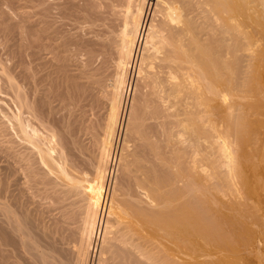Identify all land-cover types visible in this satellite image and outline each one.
<instances>
[{"label":"bare ground","instance_id":"bare-ground-1","mask_svg":"<svg viewBox=\"0 0 264 264\" xmlns=\"http://www.w3.org/2000/svg\"><path fill=\"white\" fill-rule=\"evenodd\" d=\"M48 1L44 28L32 31L34 23H26L33 27L27 28L30 66H20L23 49L20 62L15 54L21 75L13 71L18 64L8 67L0 60V80L6 84L1 82L6 87L0 95L1 89L8 90L14 107L7 101L12 110L3 112L5 122L0 117V126L7 124L12 133L3 134L11 143L5 159L11 161L6 159L7 175L0 168V264H92L97 252L96 264H222L229 256L234 264H254L255 259L244 260L230 248L237 233L242 238L233 227L249 230L253 220L261 222L260 216L254 219L258 200L255 182L248 177L255 167L247 164H253L249 157L262 142H253L255 124L249 119L260 107L257 99L250 102L260 94L252 71L254 61L262 58L252 39L264 40V0H82L79 8L73 0ZM54 10L63 17L57 16L61 26L70 19L72 24L73 18L82 21L76 20L77 28L83 27L78 23L86 25L89 36L72 41L79 43L72 52L66 47L71 37L62 36L69 31L67 24L59 32L55 18H49ZM65 16L70 19L63 20ZM45 37L59 43L51 45ZM12 53L8 51L9 57ZM72 64L74 75L67 70ZM66 71L72 73L71 81ZM56 99L68 108L54 106ZM61 110L67 116L58 115ZM56 115L67 120L58 125ZM240 147L248 149L238 155ZM116 148L125 181L117 179L126 185L118 184L124 188L120 203L110 198L102 222L99 203L112 176ZM12 182L20 184L19 195L8 190ZM41 187L45 194L40 195L51 202L45 208L54 214L46 227L41 224L42 231L33 232L32 216L23 209L25 193H38Z\"/></svg>","mask_w":264,"mask_h":264},{"label":"rangeland","instance_id":"rangeland-1","mask_svg":"<svg viewBox=\"0 0 264 264\" xmlns=\"http://www.w3.org/2000/svg\"><path fill=\"white\" fill-rule=\"evenodd\" d=\"M6 1H8V2H6ZM26 1H27V2H26ZM31 1H32L33 3H28V2H31ZM41 1H42V2H41ZM46 1H48V0H45V1H44V0H35V1H34V0H18V1H17V0H16V2H18V3H16V2L13 3L14 1L11 2V0H0V3H1V4H0V7H1L0 14H4L3 16H5V18H4L2 15H0V22H3V25H2V23H1L2 31H0V37H1V36L4 37V38L1 37L2 39H4V41H2L1 38H0V40H1V41H0V44H1V42H2L1 46L3 45L2 47L4 48V49H2V47H1V49H0V60L2 59V60H1L2 62L6 61V63H3L4 66H5V64H6V65L8 64V65H10V66L12 65L14 68L17 67V64H18V62L21 61L20 59H21V56H22L23 54H24V55L22 56V60H23V62L21 61V63H22L23 65H22L21 63H19V64H21L20 66L23 67V69H24L26 66H30V64H31V63H30L31 60H29V59H31V57L29 58V56H30V54L32 53V47H30V46H31V41H32V40H31V38L29 39L28 36H30V33H31L30 29H32L34 26H35V27L32 29V31H36V30H39V29H43V28H44L43 26H45V22H46L45 19L47 20V17H46L47 15H46V13H45V12H46V11H45V10H46V6H47ZM60 1H61V0H60ZM77 1H78V2H77ZM79 1H80V2H79ZM39 2H40V3H39ZM48 2H50V0H49ZM74 2L76 3L75 5L78 4V5L80 6L81 3H82V0H73V3H74ZM27 3H28V4H27ZM42 3H45V4H42ZM4 4H5V5H4ZM13 4H14V5H13ZM16 4H18V5H16ZM19 4H20V5H19ZM38 4H39V5H38ZM2 5L5 6V7H3ZM8 5H9V6H8ZM12 5H13V6H12ZM25 5H26V7H25ZM40 5H41V7H40ZM78 5H77V6H78ZM21 6L24 7V8L22 9ZM31 6H32V7H31ZM36 6H37V7H36ZM44 6H45V9L43 8ZM79 6H78V8H79ZM81 6H82V5H81ZM12 7H13V8H12ZM19 7H20V9H19ZM30 7H31V8H30ZM36 8H37V9H36ZM39 8H40V9L42 8L41 10H39V11H41V13L38 12V9H39ZM16 9H17V10H16ZM22 10H23V11H22ZM24 10H26V13H24V12H25ZM33 10H35L34 12H35L36 14L38 13V15H36V14L33 12ZM36 10H37V11H36ZM1 11H2V12H1ZM3 11H4V12H3ZM5 11H6V12H5ZM13 11L15 12V14H14ZM27 11H28V16H29V15H30V17L32 16L31 19H30V17L27 16ZM31 11H32V12H31ZM56 11H57V10H56ZM56 11L54 10V11L49 15V18H50V19H51V18H52V19L55 18V19H54V21H55V24H54L55 26H54V27L57 28L59 32H62L63 30L65 31L66 29L69 30L68 33H67V31H65V32H62L63 34H62V33H61V34H62V36H64V35L66 34L65 37H71V39H72L71 42H69V39H68V38H66V39L68 40L69 43H73V45H72V44H68V42H66V43H67V44H66V45H67L66 47H68V45H70V47H68L69 49H68V48H67V49H68V51H71V52H72L71 47H72V48H74V47H75V48H79V46H78L79 43L76 44V45L74 46V44H75V42H76L75 40H77L79 37H81L82 40L84 41V40L86 39L84 36H86V37L89 36V35L87 34V32L85 33V31H86V29H85V28H86V25H84V24H85L84 22H83V24L78 23V25L80 24V25L83 26V27L80 26L79 28H81V29H79V28L76 27V25H77V24H76V20H77V22H82L80 19H79V20L76 19V18L74 19L73 17H75V16H71V17L73 18L74 21H72L73 23L71 22L72 24H69V23H70V20H72V19H70V16H69V17H68V16H65L66 18L64 17L63 20H65V19H67V18H69L70 20L68 19L69 21H67V20L63 21L64 25L61 26V23H62V22H61V20H60L61 18H59V17H62V16L56 15V14L58 13V11H57V12H56ZM10 12H12V13H10ZM21 12H23V13H21ZM29 12H30V13H29ZM16 13H17V14H16ZM18 13H19V14L21 13V14L18 15ZM33 13H34L35 15H34ZM53 13H54V14H53ZM5 14H9V15H5ZM23 14H25V15L27 16V19L29 18L30 20H27L26 17H23V19H25L26 21L23 20V19H22ZM31 14H32V15H31ZM44 14H45L46 16H45ZM21 15H22V16H21ZM42 15H43L45 18H44ZM51 15H53V16L56 15V17L59 16V17H57V19L59 18V19H58V22H57L56 17H55V16L52 17ZM6 16H8L9 18L6 17ZM33 16H34V17H33ZM39 16H40V17H39ZM41 16H42V17H41ZM50 16H51V17H50ZM2 17H3V18H2ZM13 17H14V18H13ZM1 18H2V19H1ZM35 18H36V20H35ZM38 18H39V19H38ZM62 18H63V17H62ZM6 19H7V20H6ZM15 19H16V20H15ZM21 19H22V20H21ZM41 19H42V20H41ZM8 20H9V22H7ZM33 20H34V21H33ZM38 20H39V21H38ZM16 21H17V22H16ZM20 21H21V22H20ZM28 21H30L31 23H34V24H32L33 27H32V26H28V25H31L30 22H28ZM32 21H33V22H32ZM36 21H38V22L41 23V24H39V23L36 22ZM41 21H43L44 25H42L43 23H42ZM44 21H45V22H44ZM27 22H28V23H27ZM35 22H36L37 24H36ZM66 22H68V23H66ZM4 23H5V24H4ZM10 23H11V24H10ZM19 23H20V26L22 27V28L20 27L22 30L25 28L24 31H22V30L16 28V27L19 28ZM22 23H23V24H22ZM24 23H25V26H27V27L24 26ZM26 23H27L28 25H26ZM246 23H247V22H246ZM7 24H8V25H7ZM12 24H13V25H12ZM15 24H16V25H15ZM17 24H18V25H17ZM66 24H67L68 27L70 26V27H69L70 29H69L68 27H67L66 29H65V28L63 29V26L65 27ZM68 24H69V25H68ZM248 24H249V23H248ZM248 24H247V25H248ZM4 25H5V26H4ZM14 25H15L16 27H14ZM39 25H40V26H39ZM73 25H75V26H73ZM59 26H61V29L58 28ZM71 26H72L73 28H72ZM248 26H249V25H248ZM3 27H4V31H6V30H7L8 32L10 31V32H9V33H10V34H9L10 36H9L8 34H6V35L3 36V34L8 33L7 31H6V32L3 31ZM6 27H7V28H6ZM28 27H29V28L32 27V28L27 29ZM40 27H41V28H40ZM42 27H43V28H42ZM84 27H85V28H84ZM1 28H0V30H1ZM8 28H9V29H8ZM11 28H12V29H11ZM36 28H37V29H36ZM75 28H76V29H75ZM82 28H83V29H82ZM16 29H17V30H16ZM62 29H63V30H62ZM84 29H85V30H84ZM21 31H22V32H21ZM26 31H27V32H26ZM28 31H29V35H28ZM2 32H4V33H2ZM24 32H25V33H24ZM83 32H84V33H83ZM13 33H14V34H13ZM20 33H21V34H20ZM22 33H23V34H22ZM78 33H79V34H78ZM80 33H81V34H80ZM1 34H2V35H1ZM68 34H70V35H68ZM13 35H14V36H13ZM19 35H20V36H19ZM72 35H73L74 37H77V35H78V37L75 39V38H72V37H73ZM87 35H88V36H87ZM7 36H9V37H7ZM82 36H83V37H82ZM13 37H14V38H13ZM21 37H22V38H21ZM23 37H24V38H23ZM30 37H31V36H30ZM12 38H13V39H12ZM16 38H17V41L15 40ZM20 38H21L22 40H21ZM45 38L47 39V37H45ZM50 38H51V37H50ZM8 39H9V40H8ZM27 39H29V41H27ZM46 39L43 38V40H42V39H41V40L44 41V40H46ZM23 40H24V41H23ZM82 40L80 39L79 41L83 42ZM252 40H253V43L255 42V44H257L258 47L260 48V49L258 48V50H260L261 52L259 51L258 54H259V57L262 56V58L260 57L262 60L259 59L260 61H259V60H258V61L256 60L257 62L254 61V63H253V65H254V66H253V69H254V68H255V69H254V71H252V74H253L252 76H253V78H255V79H254V82H256V83H254V82H253V83H254V84H259V85H258V88H259V90H260V94H258L257 96L255 95V97H254L255 99H253V100L250 101V102L252 103V102H254V101L257 99L256 101L260 104V105L258 104V105L260 106V107H258L260 110L258 109V111L256 110V113L250 115V119H249V121H250V120L253 121V122L251 121L252 126L255 124V126H253V129H252L253 131L251 132V133H252L251 138L253 139V142L255 141V143H256V145H257V141H258V142H261V139H262V142H263V143H262V142H261V143H258V146H256L255 153L252 152L253 154H255V155H254L255 159H254L253 156H252L253 158L249 157V159L252 160L251 163H253V164H249V163H248L249 165L247 164V168H248L250 165H251V166L253 165V167H255V168H252V167H251L253 170L250 169L251 171H248V177H249V179L252 181V183L255 182V183L253 184V185H254L253 187H255V186L257 187V186H258L257 188H256V187L254 188V189H255V190H254V193L256 192V193H255V197H254V199H255V201H256V200H258V201H256L257 203L255 202V205H254V203H253V205L255 206V208H258V210H256V209L254 208V206H253V208H252L253 211H252V210H251V211H252L253 214H254V219H256L255 221H257V220H258V217L260 216L258 222H259V221L262 222L263 219H264V206H262V205L264 204V199H263V198H264V196H263V195H264V193H263V192H264V189H262V188L264 187V180H263V178H264V176H263L264 169L262 170V168H264V106H263V105H264V104H263V103H264V57H263L264 55H262V54H264V49H263V48H264V40H261V39L259 40V39H257V37L253 38ZM258 40H259V41H258ZM8 41H9V42H8ZM18 41H19V42H18ZM46 41L49 42L50 40L47 39ZM55 41H57V43H59V42H58L59 40H55ZM55 41H53V42L50 41V42H51V45H52V44L54 45V44L56 43ZM72 41H75V42H72ZM4 42H5V44H4ZM6 42L9 43L8 46H7L8 48L5 46V45L7 44ZM10 42H11V43H10ZM27 42H28L29 44H28ZM256 42H257V43H256ZM21 43H22V44H21ZM23 43H24V44H23ZM42 43H46V42H42ZM76 43H77V42H76ZM16 44H17V45H16ZM18 45L21 47V49H20V47H19ZM26 45H27V46H26ZM29 45H30V46H29ZM257 45H256V46H257ZM262 45H263V46H262ZM9 46H10V47H9ZM28 46H29V47H28ZM5 47H6V48H5ZM9 48H10V49H9ZM24 48H27V49H24ZM28 48H31V50H30V49L28 50ZM75 48H74V49H75ZM5 49H6V51H5ZM11 49H12V50H11ZM22 49H23L24 52L22 51V52H21L22 55H21V54H20V50H22ZM70 49H71V50H70ZM74 49H73V51H75ZM14 50H15V51H14ZM25 50H26V51H25ZM76 50H77V49H76ZM8 51H9V53L13 52L12 55H13V54H14V55L16 54L18 57H20V58H19V61H18V58H16L17 56H16V55H15V56L13 55V57H11V56H10V57H11V58H14V59L16 58V61H15L14 59H12V61L10 62V61H9V60H10V57H9V55H8ZM10 51H11V52H10ZM16 51L19 52V53H16ZM27 51H28V52H27ZM29 51H31V52L29 53ZM25 53H26V55H25ZM260 53H262V54H260ZM19 54H20V55H19ZM10 55H11V54H10ZM27 55H28V57H27ZM3 56H4V57H3ZM7 57H9V60H8ZM50 57H52L51 54H50ZM23 58H25V59H23ZM27 59H28V60H27ZM3 60H4V61H3ZM7 60H8V61H7ZM24 60H25V61H24ZM17 61H18V62H17ZM26 61H27V63L29 62L30 64H29V63L27 64ZM7 62H10V63H7ZM16 62H17V63H16ZM24 62H25L27 65H26ZM14 64H16V66H15ZM19 64H18V67H19V68L16 69L17 71H16L15 69H13V67H11V68L13 69V71L17 72L16 74L21 75L19 72H21L20 70H21L22 68L19 66ZM8 65H7V66H8ZM74 65H75V64H72L71 66H69L67 70L71 69V67L76 68ZM10 66H8V67H10ZM24 66H25V67H24ZM11 68H10V69H11ZM73 68H72V69H73ZM12 69H11V70H12ZM19 69H20V70H19ZM23 69H22V70H23ZM27 69H29V68H27ZM72 69H71V70H72ZM56 71H57V70H56ZM56 71H55V75L52 76L53 78H54L55 76L58 75V74H56V73H57ZM69 71H70V70H69ZM69 71H68V72L66 71V72H67V75H68ZM72 71H73L72 73H73V75H74L76 71H75V70H72ZM23 72H24V70H23ZM70 72H71V71H70ZM72 73H71V76H70V74L68 75V76H70V77L68 78L70 81L72 80ZM14 74H15V73H14ZM53 74H54V73H53ZM260 74H261V75H260ZM259 75H260V76H259ZM261 77H262V79H261ZM2 78H3V77H2ZM54 79H55V78H54ZM258 79H259V80H258ZM1 80H2V79H1ZM1 80H0V84H2V83L4 82L3 80H2V81H1ZM65 80H66V82H68L67 85H69V82H70V81H68L67 79L64 78V82H65ZM1 82H2V83H1ZM66 82H65V83H66ZM3 84H5V82H4ZM3 84L0 85V88H1V87H4V86L6 85V84H5V85H3ZM259 86H260V87H259ZM5 87H6V86H5ZM63 88H64V87H63ZM1 90H3V93H4V94L0 95V99L2 98V101H0V102H1V103H0V110L3 109L2 111H0V112L2 113V114H0V117H1V119L3 118V121H4V116H3L4 114H3V112H4V113L10 112V109H11V108L9 107L8 104L11 103V102H9L10 100H8V99L11 98V97L7 98V97L10 95L9 92H8V90H4V88L1 89ZM70 90H71V89H70ZM73 91H74V90H73ZM7 92H8V93H7ZM72 93H73V92H72V90H71V91H69V93H67V94H70V95H71ZM261 93H262V94H261ZM6 94H7V95H6ZM3 95H4V96H3ZM6 96H7V97H6ZM259 97H260V98H259ZM3 98H4V99H3ZM130 98H131V97H130ZM261 98H262V99H261ZM258 99H259V100H258ZM4 101H5V102H4ZM7 101H8L9 103H6ZM57 101H58V99H56V100L53 101L54 103H56V104H53L54 106H57V107H58V106H63L64 109H65V107L68 108L67 105H65V103L62 104L63 101H58V102H57ZM256 101H255V103H257ZM262 101H263V102H262ZM2 102H3V103H2ZM64 102H65V100H64ZM261 102H262V103H261ZM57 103H58V104H57ZM6 104H7V105H6ZM59 104H60V105H59ZM10 105L12 106V108H14L13 105H12V103H11ZM64 105H65V106H64ZM2 106H3V107H2ZM261 106H262V107H261ZM8 107H9V109H8ZM5 109H6V110H5ZM8 110H9V111H8ZM11 110H12V109H11ZM65 110H66V109H65ZM61 111H63V110H61ZM61 111L58 113V115H62V114H63V116H67V115L65 114V113H66L65 111H63V112H61ZM257 113H258V114H257ZM64 114H65V115H64ZM63 116H62V118H63ZM56 117H57V115H56ZM58 118H60V116L57 117V119H58ZM57 119H56V121H57ZM65 119H66V117L63 118V119L60 118L59 120L61 121V123H60V121L58 120V123H59L58 125H61V124H62V121H63V123H64V122L67 120V119H66V120H65ZM4 122H5V121H4ZM4 122H3V123H4ZM1 123H2V122L0 121V124H1ZM259 123H260V124H259ZM256 124H257V125H256ZM261 124H262V125H261ZM6 126H7V124H6ZM6 126L3 125V124L0 126V127H1V128H0V131L2 132V133L0 132V137H1V135L5 134V133H6V135H7V133H8L7 136H9V135L12 134L11 131H10V133L8 132V131H9V130L7 129L8 126H7V128H6ZM259 126H261V127H259ZM2 128H4V129H2ZM257 128H259V129H257ZM2 130H3V131H2ZM7 130H8V131H7ZM5 131H7V132H5ZM253 132H254V133H253ZM258 132H259V133H258ZM122 134L124 135V132H121V134H120V135H121V136H120L121 139L119 138V140H121V141H123V135H122ZM6 135H3L4 138H3V137L0 138V141H1V140L4 141V142L1 141L2 143H0V145H1V146L3 145L4 148H7V149H4V148L1 149L2 147L0 146V147H1V148H0L1 152L3 153V150H4V152H5V153H4L5 156H4L3 154H0V158H1V155H2V158H3V159L1 158L2 161L0 160V164H1V165H0V168L2 169V167H3L2 172L4 173V176H5V174L7 175V174L9 173V172L7 173L5 170H6V168H7V164H8V163H9V167H10V161H11V158H9V156H8V158H6V159H8V160L10 159L9 162H7V160L5 159V157H6L7 153H8L7 151L9 150L8 148H10V147L8 146L9 141L6 140V139L9 140V138H7ZM11 136H12V135H11ZM5 137H6V138H5ZM9 137H10V136H9ZM260 137H261V138H260ZM119 140H118V142H119L120 144L118 143L117 147H118L119 149H121L120 147L122 146V143H123V142H121V141H119ZM259 140H260V141H259ZM5 142H6L7 145L3 144V143H5ZM261 144H262V145H261ZM9 145H11V143H9ZM120 145H121V146H120ZM260 145H261V146H260ZM262 146H263V148H262ZM259 147H261V148L259 149ZM118 148H116L117 150L115 151V155H116V157H114V159H116V160H115V163H114V165H113L114 167H115V166H116V167L114 168V167L112 166L113 169L111 168V170H112L113 172L111 171V175H112V176L110 177V181H109L108 186H107V189H106L107 191H105V189H104L103 195H102V197H101V201H100V203H99V207H100V208L102 207V208L104 209V210H103L104 213H102V216H101L102 219H103L102 222H105L106 219H107V209H108V204L110 203V202H109V201H110V198H111V200H115L114 202H118V203H120V199H121L120 196H121V194H122V192H123L122 189L125 188V186H124L123 184H125L126 182H125V183H124V182H123V183H120L121 181H119V179L122 180V181H125V179L122 178L123 175L121 174V169H120L121 167H119V166H120V161H119V160H120V157H118V156H120V153H119L120 150H119ZM241 149H242V148L240 147V150H238V155H241V154H242V153L239 154V153H240L239 151H241ZM245 149H248V148L245 147ZM245 149H242V151L245 150ZM5 150H6V151H5ZM257 150H258V151H257ZM10 151H11V149H10ZM242 151H241V152H242ZM1 152H0V153H1ZM11 152H12V151H11ZM116 152H117V153H116ZM258 152H259V153H258ZM252 153H251V154H252ZM118 154H119V155H118ZM3 156H4V157H3ZM250 156H251V155H250ZM118 158H119V159H118ZM258 158H259V160H257ZM262 159H263V160H262ZM5 160H6V161H5ZM253 160H254L255 162H254ZM118 163H119V164H118ZM254 163H255V164H254ZM256 163H257V164L259 163V164H258L259 166H258ZM3 164H4V165H3ZM116 164H118V167H119V168H118V169H119L118 171H115V170H117V165H116ZM262 164H263V165H262ZM2 165H3V166H2ZM255 165H256V166H255ZM4 166H5V167H4ZM260 166H261V167H260ZM249 168H250V167H249ZM249 168H248V169H249ZM1 169H0V170H1ZM4 169H5V170H4ZM9 169H10V168H9ZM248 169H247V170H248ZM254 169H255V170H254ZM3 170H4L5 172H4ZM257 170H258V171H257ZM260 170H262V171L260 172ZM119 171H120V173H118ZM253 171H254V172H253ZM256 171H257V172H256ZM0 172H1V171H0ZM2 172L0 173L1 176H2ZM116 172H117V174H116ZM252 172H253V173H252ZM255 172H256V174H255ZM260 173H261V174H260ZM115 174H116V175H115ZM118 174H120V175H118ZM251 174H252V176H251ZM253 174H254V175H253ZM259 174H260L261 176H263V177H261ZM121 175H122V177H120ZM256 176H257V177H256ZM258 176H259L260 180L258 179ZM91 177L93 178V176H91ZM118 177H119V179H117ZM251 177H252V179H251ZM253 177H256V178H253ZM92 178L89 177L90 180H91ZM9 179H10V178H7L8 181H9ZM114 179H115V180H114ZM254 180H255V181H254ZM20 181L22 182V180H20ZM117 181H119V183H118ZM258 181L260 182V184H259ZM21 182H20V183H21ZM261 182H262V183H261ZM12 183H13V182H12ZM12 183L9 184V187L12 186V188H10V189H8V190H11V192L14 191L13 193H14L15 196H16V192H15V191H16V190H17V191H18V190L20 191V188L18 189V186L20 187V184L14 182V183H13V184L15 185V186H14ZM15 183H16V184H15ZM17 184H19V185H17ZM114 184L116 185V188H115V190H112V188L114 189ZM118 184H120V185L122 184L121 186L119 185L120 188H121L122 186L124 187V188L121 189L122 191H121L120 189H118V188H119V187H117ZM262 184H263V186H262ZM16 185H17V186H16ZM125 185H126V184H125ZM260 185H261V186H260ZM9 187H8V188H9ZM14 187H16V188H15L14 190H12ZM42 189H43V188L41 187V188L39 189V191H40V190H41V191H40V192L38 191V193H37L35 190H33V191L31 190V191L29 192L30 194H33L34 192H36V193H34L35 195L33 194L34 196H33V195H30V196H29V193H28V192L25 193V194H27V196L25 195L26 198H25L24 200H25V201L27 200V201L24 202L26 208L24 207L23 209H24V210L26 209V212H27V213L29 212L28 214L26 213L28 217H31V216H32V218H30V219L32 220V222H31L30 219H28V221L31 222L30 225L33 223V224L31 225V229H32L33 232L38 231L39 229L42 231V229L48 225L47 222H48V221L50 222V219H52V217H53L52 214H54V213H52V214L49 213V212H50L49 209H47V207L45 208V205L48 206V207H50V205H47V202L50 203V204H51V202H49V200L47 201V198L43 197V195H40V194H45L44 190H42ZM256 189H257V190H256ZM258 189H259V190H258ZM261 189H262V190H261ZM116 190H117V191H116ZM19 191L17 192L18 195H19V193H20ZM257 191H258V193H257ZM11 192L8 191V193H10V196H11V194H13V193H11ZM31 192H32V193H31ZM41 192H43V193H41ZM116 192H120V193H119V197L117 196V193H116ZM8 193H7V195H8ZM105 193H107V194H105ZM37 194H39L41 197H43L42 199H45L44 202H42L43 200L39 199V196H38ZM111 194L116 195L118 198H117V197H114L113 195H112V197H113V198H112V197H111ZM1 195H3V194H1ZM18 195H17V196H18ZM8 196H9V195H8ZM36 196H37V197H36ZM44 196H46V195H44ZM259 196H260V197H259ZM261 196H262L263 198H262ZM3 197H4V196H0L1 199H2ZM32 197H35L36 199H35V198H32ZM114 198H116L118 201H117L116 199H114ZM1 199H0V200H1ZM28 199H29V200H28ZM254 199H253V200H254ZM2 200H3V199H2ZM9 200H10V202L13 201L12 198H11V199L9 198ZM253 200H252V201H253ZM260 200H261V201H260ZM38 201H40V202L38 203ZM13 202H14V201H13ZM253 202H254V201H253ZM40 203H41V204H40ZM118 203H116V204H118ZM26 204H27L28 208H27ZM28 204H29V205H28ZM30 206H31V207H30ZM257 206H258V207H257ZM29 207H30V208H29ZM104 207H105V208H104ZM28 209H29V211H27ZM36 209H37V210H36ZM42 209H43V211H42ZM46 209H47L48 211H47ZM45 210L47 211V213H48L49 215H48L46 212H44ZM105 210H106V212H105ZM260 210H261V211H260ZM78 212H79V211H77V213H78ZM254 212H256V213H254ZM46 214H47V215H46ZM79 214H80V213H79ZM29 215H30V216H29ZM50 215H51V216H50ZM255 216H257V217L255 218ZM45 217H46V220H47V221H46V220L44 221ZM48 218H50V219H48ZM42 219H43V220H42ZM42 221H43V223H42ZM45 222H46V225L44 224ZM261 222H259V223L256 225L255 223H257V222H254V220H253V225H254V226L251 225L250 223L247 224V227H249L248 225H251V228H252V229L249 227V230L251 229L252 232H254L255 234H254V233L251 234V233H250L251 230H250V232H249V230H248L247 228H245V225H244V226L241 225L242 229H245L244 231H242V229L239 230V229L241 228V227L239 228V225H238V227H233L234 230H235V231L233 230V233H235V235H236V233H237L236 231H239L240 234H242V238H240L241 236H238V233H237V235H236V236H237V239L234 240V242L231 244V248H232V249L230 248V250H231L232 252H233V249L238 250V251H235V250H234V251H235V252H240L239 255L242 256L241 258H245L244 260H249V261H251V260H254V259H255L253 262H255L256 264H258V263L256 262V259H257V258H258L257 261H259V259H261V260H263L262 262H264V250H263V249H264V227H263V226H264V224H263L264 221L262 222L261 225H259ZM34 223H35V224H34ZM41 224L44 225V227H42V229H41V226H42ZM39 225H40V226H39ZM258 225H259V227H258ZM262 225H263V226H262ZM33 226H34V227H33ZM35 226H36V227H35ZM37 226H38V227H37ZM261 226H262L263 228H261ZM32 227H33V228H32ZM243 227H244V228H243ZM256 227H257V229H256ZM37 228H38V229H37ZM236 228H237V229L239 228V229L237 230ZM40 230H39V232H40ZM247 230H248V233L251 234V236L253 235L254 238H257V240H259V242L256 240V241L254 242L255 244H252V241H254V238H253V240H251L252 237H251L250 235L246 236V235L248 234V233H246ZM253 230H254V231H253ZM255 230H257V234H256V231H255ZM39 232H36V234L38 233V234L40 235ZM241 232H242V233H241ZM244 232H245L246 234H245ZM259 232H260V233H259ZM261 232H262V233H261ZM243 234H245V235H243ZM258 234H259V235H258ZM260 234H261V236H260ZM256 235H257V236H256ZM244 236H245V238H244ZM259 236H260V237H259ZM262 236H263V237H262ZM36 237H38V235H37ZM238 237H239V238H238ZM246 237H247V238H246ZM248 237H249V238H248ZM250 238H251V239H250ZM247 239H248V240H247ZM100 241H101V240H100ZM100 241L98 242V245H97V247H96L97 251L99 250V248H100V246H101V242H100ZM261 241H262V242H261ZM256 242H257V243H256ZM251 244L253 245V247L255 246V249L252 247ZM256 244H257V245H256ZM258 245H259V247H258ZM261 245H262V246H261ZM251 247H252V248H251ZM256 247H258V248H256ZM245 248H248V249L250 248L251 250L249 249V251H248V249L245 250ZM239 250H240V251H239ZM252 250H253V252H251ZM244 251H246V253H245ZM241 252H242V253H241ZM249 252H251V253H249ZM255 253H257V254H255ZM260 253H261V254H260ZM244 254L247 255V256H245ZM248 254H249V255H248ZM252 254H253V255H252ZM98 255H99L98 252L95 253V258H94L95 260L92 262V264H94V262H95V264H96V261H97L96 256H98ZM225 257H227V256H225ZM225 257H224V259H226ZM248 257H249L250 259H246V258H248ZM253 257H254V258H253ZM229 259H231V260H229ZM229 259H228V257H227L226 260H228V261L223 260V261H221L220 263L224 262V263H227V264H234L233 262H231L232 260H234V258L229 256ZM249 261H248V262H249ZM229 262H230V263H229ZM246 262H247V261H244V262H243V261H242V262L239 261V263H241V264H242V263L246 264ZM262 262L260 261V264H261ZM224 263H222V264H224ZM250 263L253 264L252 262H250ZM255 263H254V264H255ZM263 264H264V263H263Z\"/></svg>","mask_w":264,"mask_h":264}]
</instances>
